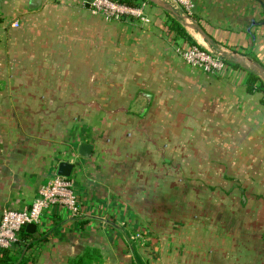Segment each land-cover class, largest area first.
Instances as JSON below:
<instances>
[{
	"label": "crops",
	"instance_id": "crops-1",
	"mask_svg": "<svg viewBox=\"0 0 264 264\" xmlns=\"http://www.w3.org/2000/svg\"><path fill=\"white\" fill-rule=\"evenodd\" d=\"M89 1L0 0V221L61 161L81 208H48L14 264L89 249L103 264H264V103L245 55L264 67V0H192L194 17L170 4L199 44L189 20L213 40L201 46L243 60L215 74L182 58L191 43L170 11L138 0L149 21H109Z\"/></svg>",
	"mask_w": 264,
	"mask_h": 264
},
{
	"label": "built area",
	"instance_id": "built-area-1",
	"mask_svg": "<svg viewBox=\"0 0 264 264\" xmlns=\"http://www.w3.org/2000/svg\"><path fill=\"white\" fill-rule=\"evenodd\" d=\"M174 1L181 7L184 16L191 17L192 0ZM89 4L94 12L109 21L122 20L127 16L139 18L144 22L149 21L142 6L130 7L120 4L117 0H90ZM15 25L17 26V23ZM179 53L188 64L206 73H219L227 67L226 57L219 51L190 45L187 48H179ZM74 186L71 177L55 172L41 185L38 196L28 208L4 209L0 221V250L13 253L22 243V231L28 224L34 223L38 227L43 214L50 207H64L73 217L80 216L81 208Z\"/></svg>",
	"mask_w": 264,
	"mask_h": 264
},
{
	"label": "trees",
	"instance_id": "trees-1",
	"mask_svg": "<svg viewBox=\"0 0 264 264\" xmlns=\"http://www.w3.org/2000/svg\"><path fill=\"white\" fill-rule=\"evenodd\" d=\"M120 4L127 5L130 7H136L138 0H117ZM170 20V30L174 31L177 35L188 40L191 45H197L204 49L186 30L185 26L181 22L178 16L172 15V13L167 12ZM191 17H194L193 14ZM125 19V17L123 18ZM245 55L251 57L255 62L262 64L260 60L257 58L254 52H246ZM227 65H231L234 67H241L240 63L234 60L233 58L226 57ZM210 74V73H209ZM246 88L249 93H262L263 98L262 102L264 103V80L255 72L249 71V76L246 82ZM22 235L25 237L30 236L31 234L25 230L22 231ZM136 258L140 260L139 256L136 255ZM15 258L11 256L10 251L8 250H0V264H14ZM22 261H25L24 258ZM20 261V263H22ZM141 263V262H140ZM73 264H103V256L96 249L86 250L83 254L78 256Z\"/></svg>",
	"mask_w": 264,
	"mask_h": 264
},
{
	"label": "water",
	"instance_id": "water-1",
	"mask_svg": "<svg viewBox=\"0 0 264 264\" xmlns=\"http://www.w3.org/2000/svg\"><path fill=\"white\" fill-rule=\"evenodd\" d=\"M149 1H151L155 4H157L158 6L170 11L171 13H173L175 16H178L179 18L181 17L178 15L177 11L169 3H167L163 0H149ZM40 4H41V0H30V8H37L40 6ZM185 25H186V23H185ZM187 25L198 30L201 33V35L203 36V38L210 45H214L213 40L209 37V35L205 32V30H203V28H201L198 25H194V24H187ZM219 52L227 58H233L237 62L243 63V60L238 56H230V55H227L224 51H220V50H219ZM250 64H251L250 66H251L252 71L257 73L264 80V67L255 61H251ZM92 152H93V145L91 143L86 142V141L80 143V145L78 147V153L80 156L87 158V157L91 156ZM74 165L75 164L72 162L61 161L58 165L57 173L59 175L70 177L72 174V171L74 169ZM26 231L29 233H35L37 231V225L34 223L28 224L26 227Z\"/></svg>",
	"mask_w": 264,
	"mask_h": 264
},
{
	"label": "rangeland",
	"instance_id": "rangeland-1",
	"mask_svg": "<svg viewBox=\"0 0 264 264\" xmlns=\"http://www.w3.org/2000/svg\"><path fill=\"white\" fill-rule=\"evenodd\" d=\"M163 1H165V2H167V3H169V4H175L176 5V2L174 1V0H163ZM189 23L190 24H195V22L194 21H191V20H189ZM199 38V40H200V42L202 43V44H205L204 46H207L208 48H210L211 49V47H210V45L207 43V42H205L204 43V41H203V39H202V37L200 36V37H198ZM200 43V44H201ZM203 46V45H202ZM188 64V63H187ZM144 228V227H143ZM149 237H151V239L153 240V242H155V243H159L160 241H158L157 242V240L159 239V236H154V234H153V232H151V229H150V231H149V235H148ZM138 238H140L139 240H140V246L141 245H143V243L144 242H146V240H148V239H146L147 238V236H139ZM161 244V243H160ZM141 247H143V246H141ZM142 257H144V259L146 260V258H147V255H142Z\"/></svg>",
	"mask_w": 264,
	"mask_h": 264
},
{
	"label": "bare ground",
	"instance_id": "bare-ground-1",
	"mask_svg": "<svg viewBox=\"0 0 264 264\" xmlns=\"http://www.w3.org/2000/svg\"><path fill=\"white\" fill-rule=\"evenodd\" d=\"M194 32H196L197 34H199L201 37H202V35H201V33L200 32H198V31H196V30H193ZM203 39V38H202ZM204 41V40H203Z\"/></svg>",
	"mask_w": 264,
	"mask_h": 264
}]
</instances>
